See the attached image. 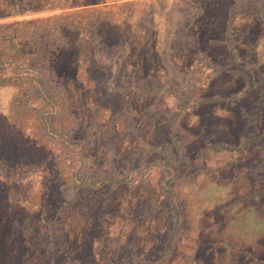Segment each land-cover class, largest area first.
<instances>
[{
	"label": "rangeland",
	"instance_id": "rangeland-1",
	"mask_svg": "<svg viewBox=\"0 0 264 264\" xmlns=\"http://www.w3.org/2000/svg\"><path fill=\"white\" fill-rule=\"evenodd\" d=\"M160 2L151 5L162 26L149 25L156 69L148 89L69 96L46 88L45 102L32 88L12 107L0 89V172L21 177L14 205L55 264H264V92L250 61L264 56V32L257 56L240 60L258 83L251 87L225 64L229 37L211 40L208 57L194 54L184 22L195 29L201 7ZM216 3L205 8L214 29L232 14L244 26L249 2ZM219 141L238 148L218 151Z\"/></svg>",
	"mask_w": 264,
	"mask_h": 264
},
{
	"label": "trees",
	"instance_id": "trees-1",
	"mask_svg": "<svg viewBox=\"0 0 264 264\" xmlns=\"http://www.w3.org/2000/svg\"><path fill=\"white\" fill-rule=\"evenodd\" d=\"M102 1L105 0H0V17H4L0 19V89L9 93V107L19 104V96L32 88L47 102L46 88L70 96L88 91L95 93L105 87L118 89L128 85L134 90L150 87L145 80L150 78L156 67L149 25L154 19L153 26H160L155 29L162 26V20H158L161 15L151 5L159 1L162 4L163 0H123L98 4ZM185 1L204 10L197 12L195 29L193 23L184 22V27L190 30L195 42L194 54L198 56L203 52V56L208 57L213 49L211 40L217 42L229 37L230 60L225 64L251 78L248 83L251 87L258 85L245 66L241 67L240 63L244 65L246 61L240 60L257 56L258 42L264 32V0H232L233 10L239 4H251L243 13L247 21L242 28L236 27L233 23L235 14H232V17L226 18L228 22L224 29L222 27L220 30L213 28L215 19L211 7L205 9L209 5H216L217 0ZM53 9L58 10L22 15ZM216 33L218 37H215ZM181 48L185 51L184 47ZM119 53L122 56L119 57ZM261 57L263 60L250 61L260 71L257 81L263 86L261 90L264 92L263 78L260 80L264 56ZM221 61L224 63L225 60ZM118 62L121 75L113 74V63ZM171 62L173 64V60ZM205 62L206 68H213L209 61ZM222 65L219 63L215 68H221ZM136 70L139 76L135 75ZM114 72H117L115 68ZM138 81L139 84L136 83ZM3 136L0 133V150L4 144ZM215 148L219 151L238 147L219 141ZM5 160L0 151V165H6ZM9 174L0 172V264H32L34 261L37 264H55L48 256L44 237L33 232V225L30 231H26V222L31 218L21 215L14 205L22 199L17 195L21 177L15 173ZM45 209L40 208L41 214ZM29 234L32 236H26ZM39 240L40 245L37 243ZM32 244L38 250L37 255H32Z\"/></svg>",
	"mask_w": 264,
	"mask_h": 264
}]
</instances>
